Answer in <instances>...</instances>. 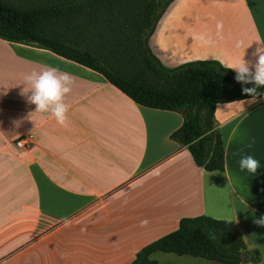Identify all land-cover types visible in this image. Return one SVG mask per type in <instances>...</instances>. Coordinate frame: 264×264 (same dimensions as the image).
<instances>
[{
  "label": "crops",
  "instance_id": "0c3cea01",
  "mask_svg": "<svg viewBox=\"0 0 264 264\" xmlns=\"http://www.w3.org/2000/svg\"><path fill=\"white\" fill-rule=\"evenodd\" d=\"M257 43L264 0H177L148 47L167 68L217 61L230 69L252 59ZM46 66L74 78L64 83L65 125L20 94L25 76ZM237 102L215 108L224 170L207 172L169 139L182 111L142 107L87 67L0 39V264H130L181 219L199 216L232 222L259 253L247 264H264V227L253 223L264 215V98ZM27 135L32 143L16 147ZM244 155L260 161L255 175L240 169ZM151 259L221 264L161 252Z\"/></svg>",
  "mask_w": 264,
  "mask_h": 264
},
{
  "label": "trees",
  "instance_id": "16d2710c",
  "mask_svg": "<svg viewBox=\"0 0 264 264\" xmlns=\"http://www.w3.org/2000/svg\"><path fill=\"white\" fill-rule=\"evenodd\" d=\"M173 1L49 0L25 9L0 0V39L47 50L87 67L142 107L182 111L183 123L169 139L186 147L196 166L221 172L225 154L215 127V108L249 97L242 95L235 72L217 61L167 68L151 53L148 40ZM99 18L107 21L103 27L96 26ZM98 37L111 48L92 49L95 42L89 39ZM157 252L221 264L260 259L257 251L246 249L232 222L206 216L181 219L174 232L142 248L130 264H157L151 259ZM241 255L246 256L244 261Z\"/></svg>",
  "mask_w": 264,
  "mask_h": 264
},
{
  "label": "clouds",
  "instance_id": "9594fccd",
  "mask_svg": "<svg viewBox=\"0 0 264 264\" xmlns=\"http://www.w3.org/2000/svg\"><path fill=\"white\" fill-rule=\"evenodd\" d=\"M251 56L252 59H246L244 56L235 66L230 68L235 72V81L242 85V95L249 97L247 100L237 102L242 105L254 104L259 99L264 98V92L260 91L261 88H264V43H257ZM45 69L42 72L32 70L28 73L24 78L25 87L20 94L26 98L27 103L35 106V112L44 113L51 107L52 115L56 121L65 125L69 107L63 103V97L70 89L65 87L64 83L74 82V78L72 74L61 71L58 67L46 66ZM57 73H61V76H57ZM3 94H7L6 90ZM219 109L220 106L217 105V110ZM18 123V120L13 121L14 125ZM239 167L242 171L247 170L255 175L260 168V161L252 155H244L239 160ZM142 223H146V221ZM253 223L264 227V215L255 218Z\"/></svg>",
  "mask_w": 264,
  "mask_h": 264
},
{
  "label": "rangeland",
  "instance_id": "374dc122",
  "mask_svg": "<svg viewBox=\"0 0 264 264\" xmlns=\"http://www.w3.org/2000/svg\"><path fill=\"white\" fill-rule=\"evenodd\" d=\"M3 1L7 2L8 4H10L12 6L16 5V6L24 7L25 9H29V8H32L34 6L40 5L43 2L49 1V0H3ZM176 3H177V0L173 1L169 5V7L166 9V11L169 10V8L172 9L173 7H175ZM100 20H102V21H100ZM98 21L99 22L96 24V26H99V27H103V25L107 22L106 19H103V18H99ZM120 21H122V20H120ZM109 41H110V43H112L111 40H109ZM89 42H91V43L95 42V46L94 47L92 46V49H94V50L96 49L95 51L98 50L100 52H105L111 48V44L107 43V40H105V44L103 45V43L99 37L96 39V41H95V39L93 40L90 38ZM131 46H133V44Z\"/></svg>",
  "mask_w": 264,
  "mask_h": 264
},
{
  "label": "built area",
  "instance_id": "2783aa9c",
  "mask_svg": "<svg viewBox=\"0 0 264 264\" xmlns=\"http://www.w3.org/2000/svg\"><path fill=\"white\" fill-rule=\"evenodd\" d=\"M33 140L32 135L22 136L16 142V147L18 148H26L27 145L31 144Z\"/></svg>",
  "mask_w": 264,
  "mask_h": 264
},
{
  "label": "water",
  "instance_id": "95a60500",
  "mask_svg": "<svg viewBox=\"0 0 264 264\" xmlns=\"http://www.w3.org/2000/svg\"><path fill=\"white\" fill-rule=\"evenodd\" d=\"M246 259L245 255H241V260L244 261Z\"/></svg>",
  "mask_w": 264,
  "mask_h": 264
}]
</instances>
